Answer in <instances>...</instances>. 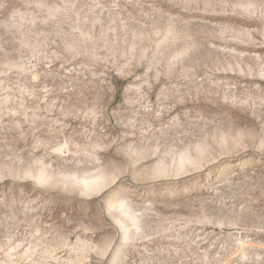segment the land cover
I'll list each match as a JSON object with an SVG mask.
<instances>
[{
    "label": "rangeland",
    "instance_id": "374dc122",
    "mask_svg": "<svg viewBox=\"0 0 264 264\" xmlns=\"http://www.w3.org/2000/svg\"><path fill=\"white\" fill-rule=\"evenodd\" d=\"M0 264H264V0H0Z\"/></svg>",
    "mask_w": 264,
    "mask_h": 264
},
{
    "label": "bare ground",
    "instance_id": "6f19581e",
    "mask_svg": "<svg viewBox=\"0 0 264 264\" xmlns=\"http://www.w3.org/2000/svg\"><path fill=\"white\" fill-rule=\"evenodd\" d=\"M188 156L189 155H187V154L181 155V157H180V165L183 166V165L186 164V162H188V160H189ZM103 178H104L103 175H97V176H93V177H90V178H85L82 181H80V180H78V178L76 176H74V177L72 176L71 180L75 181V182H81L83 187H84V189L87 192H93V191H95V190L100 188L101 182L103 181L102 180ZM123 211H124V214H126L127 216H132L131 215V211L129 210V208L124 207Z\"/></svg>",
    "mask_w": 264,
    "mask_h": 264
}]
</instances>
